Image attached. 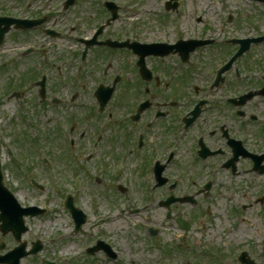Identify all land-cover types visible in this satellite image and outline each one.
Here are the masks:
<instances>
[{"label": "flooded vegetation", "instance_id": "1", "mask_svg": "<svg viewBox=\"0 0 264 264\" xmlns=\"http://www.w3.org/2000/svg\"><path fill=\"white\" fill-rule=\"evenodd\" d=\"M55 1L58 0H34L35 3H45L43 7H46L47 15L33 12V4L25 2L22 6V18L44 20L37 29L22 32L24 36L35 35L34 47H31V51L38 52L43 48L52 47L62 39L60 23L78 0H73L72 4L70 0L69 6L63 4L57 10L49 5ZM108 1L98 0L96 4V15L92 18V21L95 20L96 29L111 18L112 14L106 6ZM154 1L158 5L162 2V0ZM182 6L181 0L174 2L165 0L163 9L153 7L150 16L159 18L160 23L164 24L165 18L178 12ZM172 7L175 8L172 10ZM115 9L118 18H121V7L116 6ZM179 19L180 22L183 21L182 18ZM89 21L88 19L87 23ZM228 21L233 20L228 19ZM259 21L261 20L257 22ZM81 24L82 20H77L66 29V34L71 35V42L77 46H81L82 41L90 40L93 36V34L86 36V33L75 34ZM109 29L103 30L102 38L99 39L101 43L131 42L135 37L125 36L122 41L115 34L106 36ZM49 31H55L59 36L53 37ZM138 33L136 30L135 34ZM85 48L83 46L82 52L74 55L76 62L71 65V80L67 84L63 83L71 88V99L61 100L51 95L61 88L51 80L47 70L39 73L40 80L33 85L37 91L40 108L47 105L46 108L53 111L50 105L55 108H60V105H64V108L74 107L80 102V98H85L80 95L81 91L77 92V89L85 87L88 76L85 70L91 66V58L94 56V63L101 62L99 68L101 81L96 90L99 87H113L114 97L120 87V93L116 94L119 95L118 100L114 97L104 110L98 106V111L102 115L99 123L103 124L105 131L100 127V130L89 132V129L93 130L90 122L83 123L76 116L71 118V127L66 128L65 137L71 139L73 167H79V170L85 172L87 167L92 166L100 173L95 179L96 183L101 182L103 178L116 182L119 196L129 202H137L133 178L135 176L140 178L141 182L137 185L143 187L145 195L142 201L145 204L140 208L136 207L128 214L147 217L146 219L151 221L149 227L151 238H156L164 230L173 229L170 221L176 214L177 206L184 207L190 203L191 206L197 207L198 204H205L206 216L213 214V219L206 217L205 220V215L202 213L201 217L194 216V220L202 218L199 223L197 222L195 229L187 222L181 221L179 225L177 224L181 236L187 232L194 234L196 245L191 246L195 248L199 247L201 241L206 240L208 235L210 236L209 231L213 228L217 231L214 232L215 242L213 246L210 245L212 248L209 249V246L204 245L200 256L209 257L214 264H264V231H262L264 181L262 185H254L253 189L251 185L249 187L245 185L253 179H264V69L258 68L255 71L248 69L242 73L239 59L220 77L221 69L235 55H225V60L222 63L221 60L218 61L216 66L209 69L210 72L200 67V62L205 59L203 55H197L196 63H193L195 55H191L189 60H183L182 55L149 56L146 58V66L150 75L144 79L140 75L139 58L136 55L133 54L136 60L131 64L132 66L127 64L131 61L119 65L120 50L101 46L90 48L87 55H83ZM95 49H98L97 55H91ZM28 51L26 54H29ZM50 63L47 60L45 66L48 67ZM95 66L96 64L93 67ZM77 67H80V71H77ZM124 67L130 69L126 77ZM111 71L114 72L113 75ZM43 78L46 80L44 85H41ZM241 87H243L242 91H236ZM26 92L24 90L19 94V104L25 102L21 99L25 97ZM93 114L95 113L91 110L89 115ZM24 121L28 123V119ZM40 125V130L32 131L39 138H34L35 135H32L31 140H45L42 138H45L43 133L46 130L50 137H46L48 141L53 134L60 137L61 129L58 126L49 129L45 122H41ZM109 134L111 138L107 137ZM33 147H38L37 155L41 166V160H45L47 156L50 162L58 163L59 166L56 156L41 144ZM100 147L103 153L98 160ZM93 149L96 151L94 156L88 153ZM8 157L11 166L13 162V167L25 165V160L18 154L15 155V159H12V153H8ZM69 159V156L64 159L63 155L60 156L63 165L66 164L64 161ZM93 159L95 160L92 161ZM18 160L20 162H17ZM114 170H116L115 176ZM128 171L132 175H128ZM27 176L29 175L25 177ZM67 181L69 180L60 177L58 183L61 187L69 186L70 182ZM231 184L236 188L231 187ZM220 185L224 188L223 191L231 194L227 195L231 206L226 211L216 214L214 211L211 212L210 209L214 208V205L208 199L212 197L215 187ZM239 185L241 187H237ZM149 186L151 191L148 189ZM183 187L187 188L181 195L174 193L176 189ZM157 190H164L167 195V197L162 196L165 201L159 202L166 210V218L160 227H153L154 217L150 215L151 213L147 214L146 210L157 202L154 195ZM75 200L77 199L74 197V202ZM120 212L124 214L127 211L122 209ZM203 231L207 233L206 237L201 235ZM195 233H198L199 240L195 237ZM73 234L75 235L74 232ZM190 261L186 260L187 263ZM182 264H185L184 260Z\"/></svg>", "mask_w": 264, "mask_h": 264}, {"label": "rangeland", "instance_id": "2", "mask_svg": "<svg viewBox=\"0 0 264 264\" xmlns=\"http://www.w3.org/2000/svg\"><path fill=\"white\" fill-rule=\"evenodd\" d=\"M127 1L130 2L133 10L130 11L128 6L123 8L121 20L116 23L114 30H108L106 36L108 34H115L120 40L124 41L125 36L133 37L132 33L138 30L143 42H160L163 39L173 40L176 35L173 34L172 28L175 21L180 17L183 20L182 25L186 31V37L199 36L217 41L216 48L210 47L204 51L203 55H205V59L200 62V67L208 69V72L211 71L209 69L218 64V61L225 60L226 56L230 55L235 49V47H225L226 49L223 50L221 48L223 46V39L232 36L259 37L264 35V23L257 27L253 25V23L260 19L261 13L264 15V7H256L253 4H249L246 0H194V2L192 0H181L183 4L181 9L169 15L170 22L165 21L167 25L166 31H163L159 18L148 15L149 10L153 7L162 10L165 0H162L159 5L154 0H119L120 3ZM24 3V0H0V12L2 14L4 12L14 15L21 14ZM63 3V0H58L49 5L57 10L58 7L63 6ZM96 4H98V0H78L77 4L67 11L69 13L60 23L59 27L61 29L66 28L72 22L82 20V24L77 28L75 34L86 33V36L92 35L95 27V20L92 21V18L96 15ZM135 5L138 6V9H143L141 15L135 12ZM43 6H45V3L41 2L40 7ZM34 11H39L37 6ZM86 14H88L87 18ZM135 18L140 20V23L137 25L133 23V19ZM88 19L90 21L87 23ZM228 19H232L233 21L229 22ZM221 26L224 27V32H221ZM134 36L136 35L134 34ZM71 41L68 38H62L52 47H46L38 50V52H34L30 49L34 47L35 35L24 36L19 34L18 31L12 30L6 36L3 47L0 48V130L4 129L5 135L7 134L4 137V144L10 143L11 149L15 150L25 160V165L16 168L13 167V162L11 166L8 156L4 158L7 168V171L5 170L7 178L5 184L9 189L18 194L24 206L38 205L51 209L44 216L26 220L31 230L23 237V241L28 243L29 249L38 239L44 240L47 243H44L43 251L40 255L25 258L22 264H42L43 259L56 264H100L96 259H102L103 255L90 256L84 254L76 258V260L69 262L59 260L57 257L64 256L71 258L80 253L83 247L94 245L97 240L105 242V238L122 252L126 264H182L183 260L185 264H214L209 257L204 258L200 256L204 245L209 246V249L212 248L210 245L213 246L216 239L214 232H217L214 228L212 231H209L208 234L210 236L208 235L206 240L201 241V245L197 248L191 246L193 244L196 245L192 232H187L181 236L179 234L180 231L177 229V224L179 225L181 221L187 222V224L195 229L198 225L197 222L199 223L202 219L194 220L195 215L201 217L203 213L206 220L205 204H198L197 207L191 206L190 203L184 207L177 206L175 210L176 214L170 221L173 229L164 230L153 239L151 238L149 228L151 223L147 225L137 215L128 214L130 211L132 213V210L136 207L140 208L145 204L142 201L145 195L143 187L137 185L138 182H141L140 178L136 176L133 178L135 191L137 192V202H129L119 196L116 182L103 178L101 182L96 183V178L92 176L95 173V169L92 166H89V170L87 169L84 172L79 170V167H72L71 164L69 167L67 160L64 161L65 165L61 164L60 156L64 154L65 151L63 149L67 147L69 142L68 137H65V135H67L66 128L71 127L70 120L72 116L69 117L68 115L77 114L76 118L83 123L90 122L93 130L89 129V132L100 130V127H102L101 130L105 131L103 124L99 123V118L102 115L98 111V104L94 97L96 88L101 81L99 69L101 62L94 63V56L91 58V66L86 70L88 76L84 84L85 87L77 89V92L81 91L80 95L85 97L84 99L80 98L78 105L82 107L90 106L89 110H78L79 107L73 113L70 112L69 107L64 108V105H60V108H55L49 104L51 109H53L51 111L49 108H46L47 105L40 108L38 103L37 91L33 85L40 80L39 73L46 70L51 80L59 84L61 88L57 90L58 92H52L51 95L61 100L71 98V88L69 85L63 84H67L71 80V65L75 64L74 55H77L79 51V47ZM132 41H134V38H132ZM179 41H181V37L175 39L173 43ZM26 51L29 54H26ZM96 51L94 50L91 55H97ZM202 53L198 55H202ZM118 55H120L118 57L119 65L126 64L127 61H131V63H127L131 65L136 60L132 52L127 49L120 50ZM242 58V60H239L242 73L248 69L254 71L258 68L264 69V43L253 45L252 53ZM47 60L51 62L48 67L45 66ZM195 62H197V59L194 57L193 63ZM124 70L126 77L130 69L124 67ZM113 73L111 71V75ZM65 78L66 81H64ZM119 89L120 87H118L117 93H120ZM24 90L27 92L21 100L25 102L19 104V94L23 93ZM240 90L242 91L243 87L236 89V91ZM116 94L114 97H116L115 100H118L119 95L116 96ZM10 95L14 96L10 97ZM51 95L50 97H52ZM91 110L95 113L92 116L89 115ZM86 118L88 119L86 120ZM24 119H28V123ZM41 122L48 124L47 127L49 129L56 128L57 126L61 129L59 140H56L58 136L53 134L51 140L48 141L46 137H50L46 130L43 133L45 138H42L45 140H38L35 145L41 144L43 148H46L56 156L55 158L59 162L57 170L60 177L68 179L69 181L67 182L71 183L65 187V190L61 188L57 190L51 186L49 176L46 175L45 170L38 161V147H33L34 142L31 138L35 134L32 131L35 130L37 132V129L40 130ZM107 137L111 138V135L109 134ZM34 138L38 139L39 137L35 135ZM102 153L103 150L100 147L98 160L102 157ZM89 171L91 172V176H88ZM127 174L132 175L130 171ZM26 175L29 176L25 177ZM75 175H78L81 180L83 179L85 189L84 193L80 197H77V203L82 204L89 214V220L87 225L83 227V230L79 234L74 235L71 216L65 211L62 202L65 193H71L72 191L73 186L71 185ZM29 179H35L45 187V190L40 192L33 189L28 182ZM263 181L264 179H253L245 185L247 187L251 185V189H253L254 185H262ZM231 187L235 186L231 184ZM237 187H241V185ZM186 188H178L174 193L181 195L186 191ZM215 188L212 191V197L208 200L214 205V212L219 214L231 206L227 198V195L231 194L223 191L224 188L221 185ZM148 189L151 191L150 186ZM165 194L164 190H157L154 194L157 202L149 210H146L147 214L151 213L150 215L154 217V220H152L153 227H160L166 218V210L159 204L161 200L165 201L162 198ZM165 196L167 197V195ZM119 206L126 209L125 216L121 215ZM262 231H264V221ZM195 237L199 240L198 233H195ZM2 242L7 245V248L5 251L0 252V254H5L7 251L18 246L11 235L3 236L0 233V243ZM235 250L237 251V247ZM187 259L191 260V263H187ZM203 260L209 261V263ZM101 264L109 263L104 262Z\"/></svg>", "mask_w": 264, "mask_h": 264}, {"label": "water", "instance_id": "3", "mask_svg": "<svg viewBox=\"0 0 264 264\" xmlns=\"http://www.w3.org/2000/svg\"><path fill=\"white\" fill-rule=\"evenodd\" d=\"M7 30H4L0 35V40L3 39V36ZM0 211L2 215L0 216V222H3V225L0 226L2 231L7 233L8 231H13L16 234V238L20 241L21 234L24 232L23 226V213L19 209L18 205L13 201L12 197L4 191L0 181ZM25 245L19 248L16 251V257L12 261H9L10 264H19V260L22 256H25L24 253Z\"/></svg>", "mask_w": 264, "mask_h": 264}]
</instances>
